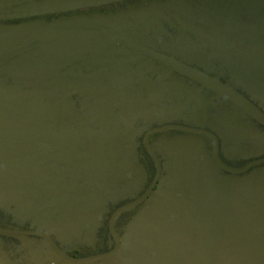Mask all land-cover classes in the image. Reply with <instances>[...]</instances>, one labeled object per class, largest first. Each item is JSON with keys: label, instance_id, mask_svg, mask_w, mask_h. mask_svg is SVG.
Here are the masks:
<instances>
[{"label": "flooded vegetation", "instance_id": "obj_1", "mask_svg": "<svg viewBox=\"0 0 264 264\" xmlns=\"http://www.w3.org/2000/svg\"><path fill=\"white\" fill-rule=\"evenodd\" d=\"M51 1L0 0V264H264V22Z\"/></svg>", "mask_w": 264, "mask_h": 264}, {"label": "water", "instance_id": "obj_2", "mask_svg": "<svg viewBox=\"0 0 264 264\" xmlns=\"http://www.w3.org/2000/svg\"><path fill=\"white\" fill-rule=\"evenodd\" d=\"M92 0H53L50 3H48L47 7L48 9H64L70 6H75L78 4H84L88 3ZM239 9L245 13L250 15L251 17L256 18L257 20H260L264 22V0H238ZM110 34L115 38L116 41L119 42L121 46H124L130 50H133L130 42L126 40L123 36H121L118 33H115L110 30ZM238 51L245 53L247 55L257 57L261 54V51L256 49L255 47L251 46L248 43H244L241 41H232L231 43ZM163 61V60H161ZM165 63V61H163ZM223 94L227 95L230 98H233L234 100L240 101L241 98L234 93V91L224 88ZM247 109L251 110V107L248 103L244 102L242 103ZM173 127H179V125H167L165 126V129L173 128ZM253 164V163H252ZM247 168V167H245ZM143 196L142 198H144ZM141 198V199H142ZM141 199L137 200L140 201ZM135 201V202H137ZM134 202V203H135Z\"/></svg>", "mask_w": 264, "mask_h": 264}, {"label": "rangeland", "instance_id": "obj_3", "mask_svg": "<svg viewBox=\"0 0 264 264\" xmlns=\"http://www.w3.org/2000/svg\"><path fill=\"white\" fill-rule=\"evenodd\" d=\"M257 166H259V167H260V166H264V163H262V164H259V165H257Z\"/></svg>", "mask_w": 264, "mask_h": 264}]
</instances>
